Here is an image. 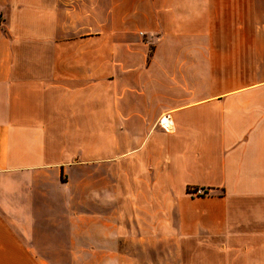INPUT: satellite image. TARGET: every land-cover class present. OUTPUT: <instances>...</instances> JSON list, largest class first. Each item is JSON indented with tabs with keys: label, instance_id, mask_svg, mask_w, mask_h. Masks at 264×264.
<instances>
[{
	"label": "crops",
	"instance_id": "crops-1",
	"mask_svg": "<svg viewBox=\"0 0 264 264\" xmlns=\"http://www.w3.org/2000/svg\"><path fill=\"white\" fill-rule=\"evenodd\" d=\"M136 231L264 264V0H0V264Z\"/></svg>",
	"mask_w": 264,
	"mask_h": 264
},
{
	"label": "rangeland",
	"instance_id": "rangeland-1",
	"mask_svg": "<svg viewBox=\"0 0 264 264\" xmlns=\"http://www.w3.org/2000/svg\"><path fill=\"white\" fill-rule=\"evenodd\" d=\"M193 193L205 195L200 189H195ZM135 235L133 240L120 242L119 253L110 252L105 248H95L101 244L84 243L81 250L75 246L72 255L76 257L68 258L67 264H171L169 241L142 240V235L138 236L137 231ZM108 255L114 257L108 258Z\"/></svg>",
	"mask_w": 264,
	"mask_h": 264
},
{
	"label": "built area",
	"instance_id": "built-area-1",
	"mask_svg": "<svg viewBox=\"0 0 264 264\" xmlns=\"http://www.w3.org/2000/svg\"><path fill=\"white\" fill-rule=\"evenodd\" d=\"M160 125L165 129V130H170L173 126V122L170 119V117H165L160 120Z\"/></svg>",
	"mask_w": 264,
	"mask_h": 264
}]
</instances>
